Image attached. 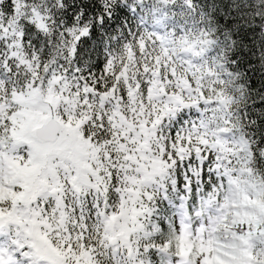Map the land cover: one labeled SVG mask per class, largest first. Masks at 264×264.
<instances>
[{"label":"snow or ice","instance_id":"1","mask_svg":"<svg viewBox=\"0 0 264 264\" xmlns=\"http://www.w3.org/2000/svg\"><path fill=\"white\" fill-rule=\"evenodd\" d=\"M0 264H264V0H0Z\"/></svg>","mask_w":264,"mask_h":264}]
</instances>
